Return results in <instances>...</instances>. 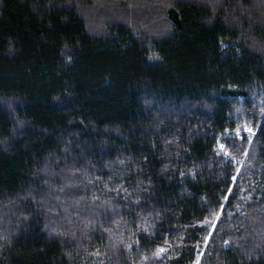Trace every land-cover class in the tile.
<instances>
[{
	"label": "trees",
	"instance_id": "1",
	"mask_svg": "<svg viewBox=\"0 0 264 264\" xmlns=\"http://www.w3.org/2000/svg\"><path fill=\"white\" fill-rule=\"evenodd\" d=\"M100 1L0 0V264H264V0Z\"/></svg>",
	"mask_w": 264,
	"mask_h": 264
},
{
	"label": "rangeland",
	"instance_id": "2",
	"mask_svg": "<svg viewBox=\"0 0 264 264\" xmlns=\"http://www.w3.org/2000/svg\"><path fill=\"white\" fill-rule=\"evenodd\" d=\"M116 2L117 1H119V0H115ZM114 0L113 1H111V2H115ZM123 2H125V3H127L126 1L127 0H122ZM100 2H106V0L104 1H100ZM132 3H134V2H132ZM132 3H131V5H132ZM128 4V3H127ZM152 4H155V3H153L152 2ZM130 5V6H131ZM135 5H137V4H135ZM137 6H141V7H146L147 5H145V4H138ZM88 11L89 10H86V13H88ZM256 130L253 128V127H249L248 125H245L242 129H240V130H238V131H236V133H232V134H229L228 133V135L227 136H236V137H238V138H240L241 137V135H243L244 133L245 134H247V136H249L250 138H254L255 136H256ZM218 150H219V152L221 153V154H224L226 157H227V159H232L233 157L231 156V153H230V151L228 150V149H226V145H225V143H219L218 144ZM235 159V158H234ZM236 161H238V160H236ZM240 162H241V168L243 167V165H244V163H245V160H240ZM241 170V169H240ZM240 172V171H239ZM166 251V248L165 247H161V248H159L156 252H155V256H161L164 252Z\"/></svg>",
	"mask_w": 264,
	"mask_h": 264
},
{
	"label": "bare ground",
	"instance_id": "3",
	"mask_svg": "<svg viewBox=\"0 0 264 264\" xmlns=\"http://www.w3.org/2000/svg\"><path fill=\"white\" fill-rule=\"evenodd\" d=\"M100 15H101V14H100ZM155 27H156V26H155ZM157 27H158V26H157ZM157 27H156V28H157ZM158 28H159V27H158ZM158 31H160V30L158 29Z\"/></svg>",
	"mask_w": 264,
	"mask_h": 264
}]
</instances>
